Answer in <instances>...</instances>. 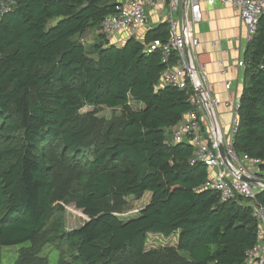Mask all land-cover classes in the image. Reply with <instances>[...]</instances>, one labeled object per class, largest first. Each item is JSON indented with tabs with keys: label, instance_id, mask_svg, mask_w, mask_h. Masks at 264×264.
Masks as SVG:
<instances>
[{
	"label": "trees",
	"instance_id": "1",
	"mask_svg": "<svg viewBox=\"0 0 264 264\" xmlns=\"http://www.w3.org/2000/svg\"><path fill=\"white\" fill-rule=\"evenodd\" d=\"M119 1L17 0L0 17V249L29 244L15 264H48L39 254L56 210V175L67 158L81 156L63 179L87 217L64 235L79 264H242L256 243L250 208L220 203L203 188L207 169L190 165L192 148L165 144L191 108L189 88H157L167 66L158 52H144V44L167 39V26L149 30L144 44L130 38L112 46L101 34L80 42ZM244 63L235 150L264 170V16ZM84 107L119 109L124 119L87 146L77 116ZM147 193L149 202L128 219L100 206ZM256 200L264 205V192ZM176 234V247L147 253L149 235Z\"/></svg>",
	"mask_w": 264,
	"mask_h": 264
},
{
	"label": "built area",
	"instance_id": "2",
	"mask_svg": "<svg viewBox=\"0 0 264 264\" xmlns=\"http://www.w3.org/2000/svg\"><path fill=\"white\" fill-rule=\"evenodd\" d=\"M216 2L227 4L238 13L246 28V41L250 42L256 34L259 19L264 16V0H121L116 12L100 22L96 34H101L109 45L121 46L130 38H138L150 16L154 18L153 28L163 23L167 26V39L146 43L144 52H158L167 66L158 79L157 88H189L191 108L180 124L167 131L165 144H186L192 148L190 165L202 164L207 169L208 179L203 188L214 191L220 203L243 201L250 208L257 226L256 243L245 253L242 264H264V205L256 200L257 194L264 192L261 161L236 152L234 135L239 123L240 102H221L212 96L204 66L193 55L199 44L195 26L203 19L202 3L212 7ZM16 4L17 0H0V17ZM96 34H87L80 42L86 45ZM236 65L245 67L241 60ZM222 70L223 75L226 71L223 63ZM229 88L230 84L226 83L225 89ZM219 107L231 114L227 128L220 120ZM220 150L225 155V162Z\"/></svg>",
	"mask_w": 264,
	"mask_h": 264
},
{
	"label": "rangeland",
	"instance_id": "3",
	"mask_svg": "<svg viewBox=\"0 0 264 264\" xmlns=\"http://www.w3.org/2000/svg\"><path fill=\"white\" fill-rule=\"evenodd\" d=\"M139 37L136 41L142 44L143 39ZM145 45V44H144ZM3 54V53H0ZM90 59L92 56L89 54ZM82 118L79 128H84L87 133L86 145L102 138L103 132L108 127L117 128L124 117L119 109H106L100 107H84L77 114ZM74 121V120H73ZM80 121V120H79ZM87 149V148H85ZM71 157V156H69ZM81 156L65 160L64 166L57 172L58 187L55 191L53 206L55 211L46 227L44 234L45 244L42 246L39 256L47 258L48 264H79L74 259V250L67 243L64 235L71 230L77 229L87 220L81 210L77 209L74 202L66 196L68 187H64L63 179L73 177L77 171L76 162ZM150 195L145 194L141 199L136 200L128 196H113L100 203L104 211L110 212L119 219L124 220L136 216L139 211L149 202ZM60 208V209H59ZM178 235L166 239L158 235H149L145 244L147 253L163 247H176ZM29 247V244L20 246L3 247L0 249V264H15L18 252L22 248Z\"/></svg>",
	"mask_w": 264,
	"mask_h": 264
},
{
	"label": "crops",
	"instance_id": "4",
	"mask_svg": "<svg viewBox=\"0 0 264 264\" xmlns=\"http://www.w3.org/2000/svg\"><path fill=\"white\" fill-rule=\"evenodd\" d=\"M202 10L203 19L195 26L199 44L193 55L196 61L204 66V75L212 96L221 102L239 100L244 85L245 67H237L236 63L244 61L248 43L246 28L241 23L238 13L227 4L216 2L210 7L202 3ZM153 19V16H150L147 26L139 31L138 37L143 39L142 44L145 42L146 33L154 29ZM92 32L96 34L95 30L87 34ZM222 63L226 66L223 75ZM226 83L230 84L228 90L225 89ZM218 113L222 124L227 128L231 122L230 112L224 107H219Z\"/></svg>",
	"mask_w": 264,
	"mask_h": 264
},
{
	"label": "water",
	"instance_id": "5",
	"mask_svg": "<svg viewBox=\"0 0 264 264\" xmlns=\"http://www.w3.org/2000/svg\"><path fill=\"white\" fill-rule=\"evenodd\" d=\"M220 155H221V157H222L223 161L225 162V155H224V153H223V151H222V150H220Z\"/></svg>",
	"mask_w": 264,
	"mask_h": 264
}]
</instances>
